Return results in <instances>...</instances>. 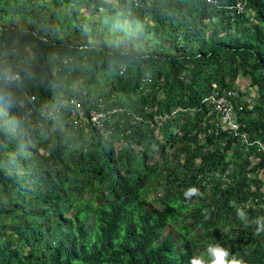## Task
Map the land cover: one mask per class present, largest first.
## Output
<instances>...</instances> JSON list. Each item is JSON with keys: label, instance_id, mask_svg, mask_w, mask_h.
Segmentation results:
<instances>
[{"label": "trees", "instance_id": "16d2710c", "mask_svg": "<svg viewBox=\"0 0 264 264\" xmlns=\"http://www.w3.org/2000/svg\"><path fill=\"white\" fill-rule=\"evenodd\" d=\"M6 67L0 264H207L217 244L264 264V152L240 137L264 143V0H0ZM214 86L238 90L240 133L209 118ZM71 99L117 110L110 132Z\"/></svg>", "mask_w": 264, "mask_h": 264}, {"label": "built area", "instance_id": "2783aa9c", "mask_svg": "<svg viewBox=\"0 0 264 264\" xmlns=\"http://www.w3.org/2000/svg\"><path fill=\"white\" fill-rule=\"evenodd\" d=\"M136 3L138 0H134ZM234 7V6H233ZM235 8L238 12H243L245 9L241 3H238ZM21 75L18 71L13 70L12 67H6L3 72L0 74V82H9L6 79V75ZM20 80V79H19ZM239 95L238 90L235 89H220L217 86H214V89L210 94L205 96L203 103L210 110L208 113L209 118L216 112L219 116V122L215 123L219 125L222 129L232 130L234 133L238 134L245 127V123H240L238 121V111L243 110V107H239V110L235 108V105L232 102V97H237ZM34 97H32L33 99ZM71 104H74L75 107L71 110L72 121L75 125L82 123H89L93 128L99 130L103 135H107L110 132L109 127L106 125V120L109 123L110 114L116 110L110 111L101 108H92L89 110V113L85 115L82 110V106L75 100H70ZM129 114V113H128ZM139 117H137L138 119ZM210 122H214L213 119H210ZM242 142L249 146H256L259 150L264 152V143L261 140L249 139L247 131H243L240 135Z\"/></svg>", "mask_w": 264, "mask_h": 264}, {"label": "clouds", "instance_id": "9594fccd", "mask_svg": "<svg viewBox=\"0 0 264 264\" xmlns=\"http://www.w3.org/2000/svg\"><path fill=\"white\" fill-rule=\"evenodd\" d=\"M6 79L11 83V82H18L20 78H19V76H14V75L8 74V75H6ZM6 99L8 100L10 105L14 103L13 97L10 93L7 95ZM188 192L189 193H197L198 190L195 188H192V189H189ZM187 194L188 193H186V195ZM238 216L241 219L245 218V214L243 212H240V211H238ZM258 233H259V229H258ZM207 252H208V255L210 257V260L207 262V264H244V262L242 260H237V259H235V257H233L232 259H228V257H229L228 251L225 250L219 244L209 246L207 248ZM191 264H205V261L200 259V258H192Z\"/></svg>", "mask_w": 264, "mask_h": 264}, {"label": "rangeland", "instance_id": "374dc122", "mask_svg": "<svg viewBox=\"0 0 264 264\" xmlns=\"http://www.w3.org/2000/svg\"><path fill=\"white\" fill-rule=\"evenodd\" d=\"M125 26L128 25V22L125 21L123 23ZM242 88V93H244V97L245 99H247L250 102V105H252L254 103L255 97L257 96L258 92L255 88L250 87L249 85V81L248 80H242L240 81V89ZM104 102V101H103ZM117 111V110H116ZM111 119V117H110ZM109 119V120H110ZM30 120H33L32 118H30ZM34 122V121H33ZM113 121H111L110 123H112ZM109 123V124H110ZM205 138L203 137V140ZM118 143H116L117 147H120V145H117ZM160 196V194H158Z\"/></svg>", "mask_w": 264, "mask_h": 264}]
</instances>
